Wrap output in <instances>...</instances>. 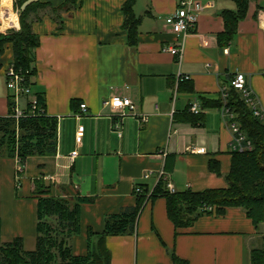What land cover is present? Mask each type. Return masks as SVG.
<instances>
[{"label": "crops", "instance_id": "1", "mask_svg": "<svg viewBox=\"0 0 264 264\" xmlns=\"http://www.w3.org/2000/svg\"><path fill=\"white\" fill-rule=\"evenodd\" d=\"M16 1L0 2V34L20 29ZM33 1L48 6L31 16L40 38L31 89L42 95L46 115L58 119V148L53 156L28 158L20 176L17 159L0 158L3 243L21 238L24 249L36 248L39 181L71 206L93 199L80 205L81 232L70 240L76 255L87 254L89 230L95 243L105 218L136 207V188L153 192L161 172L177 193L227 188L233 134L222 108L204 104L218 102L231 79L244 73L264 110V0L249 1L229 42L220 39L223 13L236 12L235 2L198 0L204 9L181 62L163 50L178 44L165 20L180 0H146L141 12L137 3L141 22L132 46L122 29L126 0ZM13 59L7 44L0 56V117L9 115L6 71ZM115 97L131 99L134 109L105 104ZM27 100H19L22 109ZM193 101L201 107L198 115L189 110ZM82 104L88 108L83 114ZM211 208L177 229L166 198L147 199L136 233L106 237L111 264H174L172 254L189 264H250L251 252L262 246V229L242 208Z\"/></svg>", "mask_w": 264, "mask_h": 264}, {"label": "trees", "instance_id": "2", "mask_svg": "<svg viewBox=\"0 0 264 264\" xmlns=\"http://www.w3.org/2000/svg\"><path fill=\"white\" fill-rule=\"evenodd\" d=\"M237 11H225V31L221 41L229 42L238 31V23L246 15L250 0H233ZM70 2V0H69ZM137 0H126L122 6L124 22L129 45L138 42V28L141 18L135 12ZM68 5V2H67ZM48 6V3L33 0H17L15 8L20 14V29L9 30L0 34V56L5 53V46H13L12 64L21 70L27 84L33 86L37 74L35 67V50L40 44L39 36L33 31L32 14ZM39 104L44 108L42 95H37ZM14 96L9 95V115L0 117V158L18 159L26 166L27 159L35 156H53L58 148V119L46 113H31L16 119L14 114ZM213 104V103H212ZM224 106L234 115L233 122L252 143V151L233 152L230 173L227 175V188L212 189L203 192H178L171 194L161 180L152 192L150 199L165 197L170 220L175 227L182 228L203 213L205 207L242 208L247 217L257 228L262 227V246L254 249L250 255V264H264V124L255 117L248 106L245 96L231 88L226 105L221 99L212 105ZM214 165V164H213ZM144 189V187H142ZM148 189L138 194L136 207L105 218L104 231L96 234L88 231V250L86 255H76L70 240L81 232V208L90 198H80L76 205L51 195L50 187L41 181L36 183L38 196L36 248L33 251L24 249L21 238L3 243L0 232V264H111V254L105 239L107 236L134 234L137 231L139 216L147 200ZM1 227V220H0ZM174 264H189L172 254Z\"/></svg>", "mask_w": 264, "mask_h": 264}, {"label": "built area", "instance_id": "3", "mask_svg": "<svg viewBox=\"0 0 264 264\" xmlns=\"http://www.w3.org/2000/svg\"><path fill=\"white\" fill-rule=\"evenodd\" d=\"M204 7L198 0H180L178 3V8L174 13L169 15L166 20V26L172 31L178 38V44L173 47H166L163 50L170 52L172 55L178 57L181 62L184 50L186 38L192 31L195 30L201 12ZM227 52V50H226ZM7 78V89L14 96V114L13 116L16 119L27 114V106L31 107V113H44V108L39 104L37 96L33 95L31 87L27 84L26 77L24 73L17 69L14 64H11L6 71ZM181 79L188 80L190 77L181 76ZM233 88L236 91L242 93L247 101L248 106L253 110L255 117L261 120L264 123V110L259 106L258 101L253 97V92L248 86L247 77L244 73H237L230 82V87L223 89L221 91V100L226 101L228 99L229 90ZM21 98H28L26 108L22 109L19 105V100ZM30 98V99H29ZM106 105H110L111 108L115 111H119L124 108L134 109L133 101L129 98L115 97L109 102H105ZM81 113L87 112L88 108L86 104L80 106ZM189 110L198 115L201 113V107L198 102L193 101L190 103ZM223 114L227 117L228 126L233 134V142L231 145V152H245L252 151L253 145L247 139L246 135L240 130L239 126L233 122L234 115L229 109L225 106L222 108ZM80 117V115L78 116ZM142 122H147V117H142ZM84 136V127L79 126L76 136L77 144L81 145L82 138ZM198 153H204L205 149H200L196 151ZM78 155V152L72 153V157L75 158ZM25 167L20 164V161L17 159V175L20 176L24 172ZM150 174H146L144 178H148ZM160 179L164 180L166 187L171 194L177 193L174 186L168 181V177L164 172H161ZM138 194H143L144 189L142 186L136 188ZM152 192L147 193V199L150 198ZM210 211L211 207H207Z\"/></svg>", "mask_w": 264, "mask_h": 264}, {"label": "rangeland", "instance_id": "4", "mask_svg": "<svg viewBox=\"0 0 264 264\" xmlns=\"http://www.w3.org/2000/svg\"><path fill=\"white\" fill-rule=\"evenodd\" d=\"M137 7H138V10H140V12H141V10H143V8H144V6H145V4H146V0H137ZM140 14V13H139ZM21 105L22 106H24L25 105V103H24V101H22V103H21ZM264 124V123H263ZM261 229H262V227H261ZM29 247H28V245H27V247H25V250L26 251H29L30 249H28ZM33 250H35V249H33ZM33 250H31V251H33Z\"/></svg>", "mask_w": 264, "mask_h": 264}, {"label": "clouds", "instance_id": "5", "mask_svg": "<svg viewBox=\"0 0 264 264\" xmlns=\"http://www.w3.org/2000/svg\"><path fill=\"white\" fill-rule=\"evenodd\" d=\"M0 2H3V3H7L8 2V0H0ZM2 13H0V17H2ZM3 29H0V31H2Z\"/></svg>", "mask_w": 264, "mask_h": 264}]
</instances>
